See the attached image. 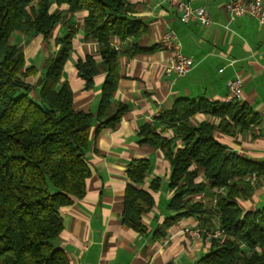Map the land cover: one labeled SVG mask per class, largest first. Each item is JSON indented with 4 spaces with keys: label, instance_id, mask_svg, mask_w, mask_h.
<instances>
[{
    "label": "trees",
    "instance_id": "1",
    "mask_svg": "<svg viewBox=\"0 0 264 264\" xmlns=\"http://www.w3.org/2000/svg\"><path fill=\"white\" fill-rule=\"evenodd\" d=\"M53 4L67 5L70 17L52 10ZM79 11L86 12L82 30L86 37L98 41L102 58L100 64L92 56L79 60V75L90 88L98 73H106L95 115L73 108V91L67 81H62L72 36L79 27L71 19ZM59 23L72 28L56 38L60 48L48 56L38 74V68L27 63L23 50L12 43L11 37L20 32L48 39ZM144 31L142 23L134 18L129 0H0V264H69L64 249L56 243L64 228L60 209L86 193L90 176L86 149L93 127L98 124L97 131L114 128L127 110L126 104L114 99L119 69L112 39L139 38ZM202 109L221 116L223 121L227 116V124L233 122L241 130L258 119L251 107L239 101L220 105L183 98L177 100L172 111L161 114L167 126L176 128L183 146L176 147L173 139L163 137L150 124L141 128L140 141L161 145L171 164L172 215L163 227L184 217L202 216L207 205L193 196L208 185L226 189L215 197L218 227L225 230V235L211 239L210 250L196 264H264V209L243 213L235 182L259 173L264 165L228 151L214 137L211 123L193 125L190 117ZM149 168L148 159L132 160L128 176L140 184ZM202 169L208 183L197 180ZM159 182L160 178L154 179L152 187L157 188ZM153 204L149 192L128 185L123 222L141 230L142 214Z\"/></svg>",
    "mask_w": 264,
    "mask_h": 264
},
{
    "label": "crops",
    "instance_id": "2",
    "mask_svg": "<svg viewBox=\"0 0 264 264\" xmlns=\"http://www.w3.org/2000/svg\"><path fill=\"white\" fill-rule=\"evenodd\" d=\"M129 1L134 18L145 31L139 38L112 39L118 51L119 69L114 99L126 104L127 110L114 128L97 131L98 124L93 127L86 149L90 168L86 193L60 209L64 228L56 243L64 249L69 264H196L210 250L211 241L205 236L192 237L186 229L217 228L220 221L215 197L226 189L217 190L208 185L204 192L193 196L195 201L207 205L202 216L184 217L163 227L165 219L172 215L171 164L162 146L141 142L139 132L150 124L163 137L173 139L176 147L183 146L176 128L164 123L162 112L172 111L177 100L183 98L228 103V80L240 78L243 85L238 101L257 114L255 123L241 130L231 121L227 124V116L223 121L221 116L204 109L194 113L190 122L211 123L214 137L228 151L264 165V23L249 15L231 19L225 8L230 0H184L193 7L210 11L212 22L208 26L196 21L184 22L181 13L166 0ZM56 9L70 17L67 5L53 4L52 10ZM85 16V11H79L71 19L79 27L72 36V51L64 64L62 81H67L73 91V108L95 115L106 73H98L90 88L79 75L76 66L79 60L86 56H92L98 64L102 60L98 41L86 37L82 30ZM70 26L59 23L48 39L41 34L16 32L11 41L23 50L27 63L35 65L40 74L48 56L60 48L56 38L65 36ZM170 30L176 33L181 52L192 59V69L185 76L165 71L174 55L173 50L162 45L164 34ZM141 158L149 160L150 168L145 181L135 184L127 169L132 160ZM156 178L160 182L153 188ZM197 180L208 183L203 169ZM235 182L243 213L264 209V170ZM128 185L142 188L154 199L151 210L142 214L141 230L126 225L121 217Z\"/></svg>",
    "mask_w": 264,
    "mask_h": 264
},
{
    "label": "built area",
    "instance_id": "3",
    "mask_svg": "<svg viewBox=\"0 0 264 264\" xmlns=\"http://www.w3.org/2000/svg\"><path fill=\"white\" fill-rule=\"evenodd\" d=\"M166 1L181 13V18L184 22L196 21L204 26H208L212 22L211 13L205 7H193L184 0ZM225 8L231 19L249 15L255 17L260 23H264V0H230L225 5ZM162 45L174 52V55L165 67L166 73H174L179 77L185 76L192 69V59L181 52L174 30H170L164 34ZM227 85L228 94L226 101L228 103L238 101L242 92V80L240 78L229 79ZM262 122L264 128V111L262 113ZM186 232L192 237L205 236L209 240L222 238L225 235V230L219 227L215 229L195 227L186 229Z\"/></svg>",
    "mask_w": 264,
    "mask_h": 264
},
{
    "label": "rangeland",
    "instance_id": "4",
    "mask_svg": "<svg viewBox=\"0 0 264 264\" xmlns=\"http://www.w3.org/2000/svg\"><path fill=\"white\" fill-rule=\"evenodd\" d=\"M205 228H207V227H205ZM211 229H215V228H211Z\"/></svg>",
    "mask_w": 264,
    "mask_h": 264
}]
</instances>
